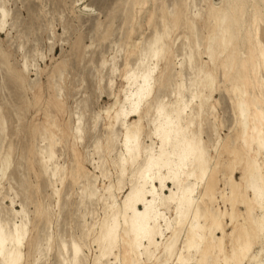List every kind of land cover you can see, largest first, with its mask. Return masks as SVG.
Instances as JSON below:
<instances>
[{"label":"bare ground","instance_id":"6f19581e","mask_svg":"<svg viewBox=\"0 0 264 264\" xmlns=\"http://www.w3.org/2000/svg\"><path fill=\"white\" fill-rule=\"evenodd\" d=\"M149 1L134 4L128 47L141 39L149 22L154 10ZM205 1L206 14L218 27L216 32L206 29L208 39L217 33L220 54L228 55L227 69L232 70L223 88H231L234 134L221 144L213 137L217 122L204 127L215 110L209 106L215 78L206 72L199 78L202 70L192 53H185L188 59L183 60L193 68L189 86L176 76L172 81L157 77L162 51L168 47V14L162 12L163 29L154 33L148 47L130 54L121 69L111 63L107 85L112 101L95 111L90 122L96 130L103 112L107 123L87 155L78 149L83 142L81 108L76 105L75 123L69 124L71 113L67 123L56 121L65 112V94L57 81L46 83V104L57 114L47 112L43 125L29 126V140L22 148L9 141L7 111L0 107V187L17 176L16 189L10 184L8 188L10 206H0V264H264V89L252 93L264 88V0H218L214 10L211 0ZM8 2L0 0V35L9 34L7 26H13ZM91 8L86 4L79 11L89 16ZM29 41L27 36L25 43ZM195 43L194 50L202 54L197 37ZM33 45V53L42 58L38 43ZM22 46L19 69L10 67L8 56L0 51V75L13 76L15 89L28 85L29 64ZM50 72L52 78L55 68ZM29 90L31 98H23L27 114L43 93L39 84ZM37 114L17 120L28 123ZM57 146L70 149L73 159L61 161ZM220 147H228L232 155L240 152L235 166L241 183L230 175L231 166L223 173V185L229 188L226 194L219 192L223 205L229 203L225 210L214 203L216 175L222 170L212 161V152L218 156ZM74 193L79 197L76 205ZM235 203L243 204L244 211L239 212ZM61 212L75 226L57 227Z\"/></svg>","mask_w":264,"mask_h":264},{"label":"rangeland","instance_id":"374dc122","mask_svg":"<svg viewBox=\"0 0 264 264\" xmlns=\"http://www.w3.org/2000/svg\"><path fill=\"white\" fill-rule=\"evenodd\" d=\"M7 1H9L8 6L13 12V28L7 26L9 34L1 33L0 51L3 50L8 56V65L10 67L19 69L23 62V56L18 48L22 44L29 64V72L25 75L28 83L26 87L15 89L13 88V76L6 75L3 78L0 75V83L2 85L7 83V86L4 85L3 88L0 86V107L2 110L7 111L8 129H10L8 137L12 145L16 143V145H21L22 148V144H27L29 140L27 135L29 126L43 125V116L47 112L53 115L57 114L51 105L46 104L50 98L48 97L46 83L49 82L53 85L52 83L55 80L63 87L65 94L64 108L65 112L68 113L67 115L65 112L62 113L59 117H56V121L64 120L67 123V118L69 113H71L69 124L75 123L76 112L78 111L76 105H78V108H81L83 118V142L78 149L84 156L93 151L91 147L92 140L95 136L104 134L107 121L103 120L104 113L102 112L103 115L97 122L96 130L93 131L90 122L95 111H98L101 107H107L112 101V98L108 96L107 85L111 63L121 69L125 59L130 54L147 48L153 39L154 33L163 29L160 23L161 18L159 19L162 12L168 14L169 34L164 38L168 47L162 51V56L158 62L157 77L161 80L172 81L176 76L177 79L184 81L186 86H189L194 76L193 68H189L188 62L183 60L188 59L187 55L184 56L185 53H192V59L196 61V67L202 70L199 78L202 77L203 72L211 73L215 78L216 90L212 93L213 97L209 100V106H215V110L208 121H206L207 123L203 124L204 127L208 123L216 124L217 122V134L213 135V137L216 140L220 139L221 144L227 142L231 134H234L236 123L231 115V103L229 100L231 88L229 86L228 90L223 88V85H229L227 82L228 75L232 70L228 72L227 69L228 55L226 53L220 54L222 48L217 33L212 35V39H208L206 29L211 28L216 32L218 27L215 21L210 20L206 14L208 8L205 0H150L149 3L154 7L153 13L150 14L149 22L144 31H142L141 39L132 42V47L127 45L128 26L132 11L135 10L134 4L140 0H134V2L130 3L125 2V0H81L78 3H73L74 0ZM211 3L213 10L219 8L218 0H211ZM86 4L92 7L89 16L79 11ZM170 11L172 12L171 14L169 13ZM64 18L67 21L70 19V22L64 23L62 21ZM27 36L30 41L25 43ZM196 37L201 42L200 50L203 52L202 54H199L198 50H194ZM261 38L264 44V34L261 35ZM36 42L38 43V53H42V58L33 53L35 47L33 43ZM85 43L87 47L83 46ZM50 44H54L52 48ZM187 44L188 47H186ZM120 48L124 49V51H120ZM134 59L135 57L131 58V64ZM33 64H35L34 67L31 66ZM53 67L56 72L51 78L50 70ZM59 74L61 75L59 76ZM114 77L118 84L121 83L118 72L114 73ZM37 84H39V89L43 91L42 97L37 106L30 111V114H27V107L23 104V98L24 96L31 98L29 87ZM157 86L158 83H156L155 95L160 92ZM167 89L168 91L171 90L170 87ZM262 89L264 88H256L252 93ZM51 91L55 93L53 88ZM5 99L7 100L6 102ZM29 105L28 108H30ZM35 113L38 114L32 117L28 123L26 119L20 122L17 120V116H25L26 118ZM54 129L57 130V128ZM66 138L71 140L70 135ZM204 139L208 142L206 137ZM143 140L144 142L147 141L145 137ZM56 149L58 154H60L61 161L73 159L70 149L61 148L58 150V146ZM229 151L231 150L228 147H220L218 156L212 152L215 157L212 161L217 162V165L222 170L218 171L216 175L218 190L216 191L217 198L214 202L215 207H219L221 210L229 207V203L223 205L219 195L220 191L223 194L229 191V188L223 185L226 178L223 173H229L231 166V169L234 168V170L230 175L237 184L241 183L240 171L237 169V165L235 166L239 162L240 152L238 151L237 155H232L229 154ZM241 153L245 154L244 151H241ZM86 168L92 171L90 164H87ZM8 178L9 181H2L0 187V206L2 207L10 206L9 184L13 186V189H16L13 178L15 179L17 176L12 175ZM61 190L64 192L65 187L61 186ZM46 193L50 194L51 191L46 189ZM72 200L75 201V205L79 202V197L76 193L73 194ZM235 204L239 212L244 211L243 204ZM18 205V203L14 205L16 209L19 208ZM87 214L86 220L90 222L93 215L91 212ZM64 222H66L65 225H63ZM75 224L76 222L74 221L68 222L65 213L61 212V219L57 223V227L67 229V226L71 227L75 226ZM230 227L228 225L225 227L228 233L231 231ZM65 236L67 234H64L62 238H65ZM218 236H220V233H218ZM226 244L228 245L227 242ZM257 249L259 248L256 246L254 251ZM48 258L50 261L54 260L52 255Z\"/></svg>","mask_w":264,"mask_h":264}]
</instances>
